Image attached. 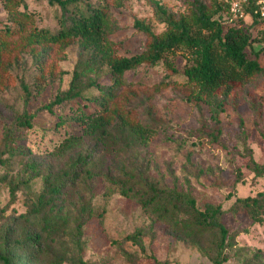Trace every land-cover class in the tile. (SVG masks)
<instances>
[{"label":"rangeland","instance_id":"rangeland-1","mask_svg":"<svg viewBox=\"0 0 264 264\" xmlns=\"http://www.w3.org/2000/svg\"><path fill=\"white\" fill-rule=\"evenodd\" d=\"M206 1L211 6L226 2ZM108 3L113 28L109 40L117 56L130 57L148 49V35L135 27L137 21L157 34L166 31L158 18L159 7L176 18L189 13L185 0ZM59 15L60 8L47 0H25L12 10L0 0V257L10 253L18 264H50L53 255L36 256L18 241L24 244L28 232L40 231L45 213L39 212L37 201L44 192L43 176L56 174L70 157L90 152L94 178L74 188L69 205L74 216L82 205L91 214L79 233L72 223L54 243L58 256L67 258L63 264H76L80 257L86 264H213L218 232H197L188 225L193 209L190 198L200 211L221 207L220 221L236 242L227 249L226 264H264V221L254 222L243 212L231 211L237 199L264 191V177H255L248 155L251 152L259 163L264 162V72L240 90L237 105H226L219 123L222 134L213 142L208 134L217 125L208 106L202 104L200 111L191 100L194 88L185 74L189 52L178 49L156 65L142 64L123 76L117 102L125 113L131 110L135 121L157 127L151 144L113 155L88 141L83 150L60 158L54 155L55 145L82 134L78 123L70 119L75 103L57 105L52 112L45 106L69 89L81 49L71 44L44 45L33 37L41 30L56 33ZM251 24L247 18L241 27L258 50L264 46L258 41L264 22ZM259 62L264 67V52ZM110 73L105 65L93 77L110 84ZM87 94L99 92L90 89ZM252 99L262 105L260 123L251 109ZM26 113L33 116V127L17 129V120ZM8 132L14 136L15 142L10 141L14 154L5 148ZM125 171L133 174L145 196L151 191L183 196L177 228L154 221L150 211L120 193L116 183L125 179Z\"/></svg>","mask_w":264,"mask_h":264},{"label":"trees","instance_id":"trees-1","mask_svg":"<svg viewBox=\"0 0 264 264\" xmlns=\"http://www.w3.org/2000/svg\"><path fill=\"white\" fill-rule=\"evenodd\" d=\"M7 10L25 3V0H2ZM50 5L60 8L58 18L59 30L56 33L41 30L33 37L35 42L54 45H76L81 49V58L73 73L68 90L61 91L56 98L45 106L49 111L57 105L74 102V112L70 119L78 123L81 135L64 138L55 145L54 155L65 158L83 150L88 141L104 149L107 153L119 155L139 146H149L157 134V127L144 124L132 118L131 110L126 113L117 102V90L122 85L126 72L136 69L142 64L156 65L167 55L178 49H184L190 54V64L185 70L189 84L194 88L191 100L201 111L206 104L211 113V119L216 123V129L211 134L213 142L222 134L219 128L220 116L227 104L237 105L239 92L254 78L264 72L259 62L264 46L256 49L255 40L245 32L241 24L245 20L235 18L230 12L227 2H214L211 6L206 0H185L189 13L176 18L166 9L159 7L158 18L167 27L162 34H157L152 27L142 21H137L135 27L146 33L149 38L148 49L133 56H117L113 43L109 40L113 32L109 17L108 0H47ZM246 12L253 26L264 22L259 12L258 0H247ZM230 26L225 31L227 26ZM7 32H11L7 28ZM259 42L264 44V27L259 32ZM111 70L110 84L99 81L103 67ZM84 78L87 80L84 81ZM90 89H96L97 96H88ZM258 123L263 118L262 105L256 100L250 101ZM33 116L27 113L17 120V129L33 127ZM68 118H65L67 120ZM61 121V123H64ZM264 136V129H262ZM15 142L12 133L8 132L5 140L6 151L10 154L16 148L10 145ZM249 167L255 177H264V162L259 163L249 152ZM93 164V154L88 152L77 157H70L66 165L56 174L43 176L44 192L38 198L37 207L40 213H45L40 231L27 233L24 244L36 256L53 255L50 264H63L67 258L58 256L54 243L74 223L78 233L85 217L91 214L87 205H82L80 212L74 216L69 205L77 185L94 178L90 171ZM37 171L35 165L29 166ZM125 179L116 183L120 193L136 200L154 216V221L168 224L175 228L182 217L179 204L184 198L177 192L144 195L138 188L139 182L129 171L124 172ZM15 187H11L14 194ZM153 193V194H152ZM192 206L188 225L197 232H218L214 243L215 256L213 264L228 262L227 249L236 244L235 237L220 221L223 213L221 207H209L205 211L196 209L195 200L188 199ZM82 202V200H80ZM61 202V203H59ZM233 213L243 212L254 222L264 221V191L256 196L239 198L231 208ZM0 264H18L15 258L7 253L0 257ZM76 264H86L82 257Z\"/></svg>","mask_w":264,"mask_h":264},{"label":"built area","instance_id":"built-area-1","mask_svg":"<svg viewBox=\"0 0 264 264\" xmlns=\"http://www.w3.org/2000/svg\"><path fill=\"white\" fill-rule=\"evenodd\" d=\"M227 4L230 7V12L234 15L235 18L247 20L249 17L245 9V4L247 0H226ZM259 12L262 17H264V0H258Z\"/></svg>","mask_w":264,"mask_h":264}]
</instances>
